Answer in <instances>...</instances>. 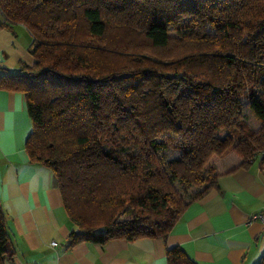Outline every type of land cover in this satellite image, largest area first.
<instances>
[{
	"label": "trees",
	"instance_id": "trees-1",
	"mask_svg": "<svg viewBox=\"0 0 264 264\" xmlns=\"http://www.w3.org/2000/svg\"><path fill=\"white\" fill-rule=\"evenodd\" d=\"M15 23L34 60L0 74V89L24 95L29 162L50 171L77 226L65 249L165 239L217 187L213 157H240L227 172L264 168V0H0V26ZM161 149L177 152L167 170ZM174 183L204 186L184 201ZM8 223L0 202V264L16 255ZM166 259L198 264L179 246Z\"/></svg>",
	"mask_w": 264,
	"mask_h": 264
},
{
	"label": "crops",
	"instance_id": "crops-1",
	"mask_svg": "<svg viewBox=\"0 0 264 264\" xmlns=\"http://www.w3.org/2000/svg\"><path fill=\"white\" fill-rule=\"evenodd\" d=\"M32 39L21 23L0 26V74L33 62ZM31 127L23 93L0 89V202L16 249L4 264H167L166 250L172 246L198 264H257L264 251V223L249 217L264 202V168L253 164L227 172L240 161L233 152L212 158L217 187L192 201L165 239L115 238L65 249L77 226L67 217L50 171L29 162L25 141Z\"/></svg>",
	"mask_w": 264,
	"mask_h": 264
},
{
	"label": "rangeland",
	"instance_id": "rangeland-1",
	"mask_svg": "<svg viewBox=\"0 0 264 264\" xmlns=\"http://www.w3.org/2000/svg\"><path fill=\"white\" fill-rule=\"evenodd\" d=\"M260 91V88L257 89V92ZM242 115L244 117V119L246 120V122L248 123V125H250V127L253 129V130H257L261 123L256 121L252 112L250 111V109L248 108L247 106V103L246 101H243V108H242ZM234 153V152H233ZM176 154L177 152L172 150V149H161L159 152H158V162L160 164V167L164 170H167L166 167H167V162L169 160H171L172 158L176 157ZM240 160V157L234 153ZM240 162V161H239ZM213 166V172H212V175H217L219 174V171H217V168L216 166L212 165ZM175 187L180 191V195L182 197V199L184 201L188 200L189 197L193 194V193H196L197 191H199L201 188H203L204 186V183L200 186H192L190 187L188 190H182L179 185L177 183H174ZM129 217V210L126 208L124 212H122L118 217H117V220L118 221H123V220H126L127 218ZM12 233V232H11Z\"/></svg>",
	"mask_w": 264,
	"mask_h": 264
},
{
	"label": "built area",
	"instance_id": "built-area-1",
	"mask_svg": "<svg viewBox=\"0 0 264 264\" xmlns=\"http://www.w3.org/2000/svg\"><path fill=\"white\" fill-rule=\"evenodd\" d=\"M250 220H258L262 223H264V202L261 206V208L250 215ZM52 245H57V242L55 240L51 241Z\"/></svg>",
	"mask_w": 264,
	"mask_h": 264
},
{
	"label": "snow or ice",
	"instance_id": "snow-or-ice-1",
	"mask_svg": "<svg viewBox=\"0 0 264 264\" xmlns=\"http://www.w3.org/2000/svg\"><path fill=\"white\" fill-rule=\"evenodd\" d=\"M3 137H4V134L3 133H0V144H2Z\"/></svg>",
	"mask_w": 264,
	"mask_h": 264
}]
</instances>
